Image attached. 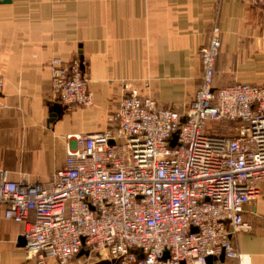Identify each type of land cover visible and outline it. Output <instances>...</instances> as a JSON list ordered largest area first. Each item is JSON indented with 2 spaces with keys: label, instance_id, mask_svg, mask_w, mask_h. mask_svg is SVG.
<instances>
[{
  "label": "built area",
  "instance_id": "1",
  "mask_svg": "<svg viewBox=\"0 0 264 264\" xmlns=\"http://www.w3.org/2000/svg\"><path fill=\"white\" fill-rule=\"evenodd\" d=\"M248 2L264 8V0ZM221 47L215 24L199 52L202 85L184 113L160 108L145 93L150 83L131 87L105 131L67 137L66 162L53 180L1 174L0 204L7 219L26 224L28 252L58 264H71L84 247L118 264L242 260L236 237L253 232L243 214L264 183V85L216 87ZM49 68L62 104H93L78 60L54 57ZM4 88L0 77V105Z\"/></svg>",
  "mask_w": 264,
  "mask_h": 264
},
{
  "label": "crops",
  "instance_id": "2",
  "mask_svg": "<svg viewBox=\"0 0 264 264\" xmlns=\"http://www.w3.org/2000/svg\"><path fill=\"white\" fill-rule=\"evenodd\" d=\"M0 0V177L47 183L66 162L67 137L105 131L131 87L160 108L184 113L202 85L200 49L218 24L222 47L215 85H264V8L248 0ZM81 60L93 104L67 107L49 123L53 92L49 62ZM0 204V264H58L22 245L26 224ZM252 233L236 237L242 260L264 264V183L247 204ZM92 257L71 264H95Z\"/></svg>",
  "mask_w": 264,
  "mask_h": 264
},
{
  "label": "water",
  "instance_id": "3",
  "mask_svg": "<svg viewBox=\"0 0 264 264\" xmlns=\"http://www.w3.org/2000/svg\"><path fill=\"white\" fill-rule=\"evenodd\" d=\"M10 1L11 0H6L3 3H8ZM81 68H82V71L84 72L82 60H81ZM65 110H66V106H62L58 102H55L53 104V106L51 107V116H50L49 123L57 122V120L62 116V114H63V112ZM186 120H187V117L183 116L182 119H181V125H184L186 123ZM178 139H179V131L173 135V138L171 140V146L172 147H175L177 145ZM21 243H22L23 246L26 245V241H25L24 238L21 239ZM215 259H217V258L210 257L209 260H208V264H212ZM92 260L98 261V263L96 262L95 264H118L117 260L111 259L109 257V254H108L107 251H103V252H101L99 254L93 255L92 256ZM220 260L224 261L225 260V256L224 255L220 256Z\"/></svg>",
  "mask_w": 264,
  "mask_h": 264
},
{
  "label": "rangeland",
  "instance_id": "4",
  "mask_svg": "<svg viewBox=\"0 0 264 264\" xmlns=\"http://www.w3.org/2000/svg\"><path fill=\"white\" fill-rule=\"evenodd\" d=\"M111 143H112V142H111ZM90 254H91L90 250L84 247V248L81 250L80 254L77 256V258L81 259V258H83V257H89Z\"/></svg>",
  "mask_w": 264,
  "mask_h": 264
}]
</instances>
